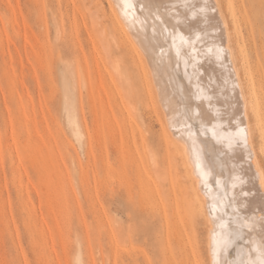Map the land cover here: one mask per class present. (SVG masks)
Instances as JSON below:
<instances>
[{"label": "rangeland", "instance_id": "rangeland-1", "mask_svg": "<svg viewBox=\"0 0 264 264\" xmlns=\"http://www.w3.org/2000/svg\"><path fill=\"white\" fill-rule=\"evenodd\" d=\"M235 1L245 18L232 45L250 96L241 51L264 80V0ZM113 26L107 0H0V264H215L223 240L243 241L225 226L236 217L207 221L180 143L165 140L164 105L149 103L137 58ZM252 122L264 170V121Z\"/></svg>", "mask_w": 264, "mask_h": 264}, {"label": "bare ground", "instance_id": "bare-ground-1", "mask_svg": "<svg viewBox=\"0 0 264 264\" xmlns=\"http://www.w3.org/2000/svg\"><path fill=\"white\" fill-rule=\"evenodd\" d=\"M107 1L115 31L123 35L124 39L121 40H124V44H128L129 50L137 58L141 83L149 103L156 109V104L162 102L163 108L167 112L168 121L167 119L166 121L167 124H170L168 127L172 133L164 130L165 140L168 145L176 141L180 143L179 145L176 142L180 146L181 159L183 155V163L188 169L186 175H189L188 178L193 181L191 183L194 188H191L195 191L201 190V194L206 197L205 203H199V211L204 205L207 206L208 212L205 216L209 224H216L218 220H223L220 221L223 223L224 219L231 215L236 217L232 222H227L226 219L225 226L228 225L227 231L229 230L230 236H232L233 230L239 231L243 241L242 243L237 241L233 243V237L231 240L229 237L224 242L222 235L219 236L224 244L222 246L219 244L221 248H217L215 264H260L261 261H264V170L259 164L253 143V126L255 124L253 125L252 121L254 118L259 122V125L264 121V80L257 73V66L249 62L248 52L243 48L241 51L243 61H245L243 70L244 73H247L249 85H251L250 89L247 88L251 94L247 95L242 68L239 66L232 45L231 30L233 28L236 33H242V21L245 18L242 6L235 0H224V3L221 0ZM240 35L242 36V34ZM114 38L113 43L117 37ZM103 43L105 45L104 41ZM108 49L107 51H109ZM99 56L101 57V54ZM174 56L178 58V61L173 60ZM113 60L115 61V59ZM120 63L121 60L118 67L121 66ZM104 64L106 63L104 62ZM68 68L71 67L68 66ZM100 68H98V72ZM107 70L110 73L109 77L115 78L118 75L114 77V71L111 68ZM114 70L117 72L119 69L114 68ZM108 72H105L106 75ZM120 76L125 77L122 73ZM115 79H111V81ZM178 104L181 105L178 106ZM160 106L162 107V105ZM70 120L74 135L80 139L84 132L83 130L81 132L78 116L74 114ZM259 128L257 127V130ZM263 128L261 130L264 134ZM259 133L261 134V132ZM172 145L171 147H174ZM153 160L155 161V159ZM170 165H173V161ZM157 167L156 169L159 168ZM166 177L165 174V178L162 177L160 180L168 179ZM209 184L210 191L207 187ZM185 190L184 188V192ZM250 190H254L255 195H245L246 191ZM188 192L186 191V193ZM197 195L195 198L198 199V202L202 201L201 198H197ZM184 196L185 194H183ZM141 197L147 198L144 195ZM225 198L227 201H223L225 204H221ZM173 199L176 201V198ZM180 200L182 201V199ZM181 201L179 202L181 203ZM191 205L192 203L189 206V212L193 214L194 207ZM187 210L184 211V214ZM184 214L182 215L184 216ZM178 221L175 222L178 223ZM232 223H236V226H233ZM211 229L210 227L209 232ZM211 234L208 237L216 236L214 235L216 233L212 234L213 237ZM226 236H229L228 232ZM221 240L216 241L222 243ZM210 241L214 242L215 240L211 239ZM117 248L115 249L118 250ZM230 251L233 255L230 254ZM115 257L116 255L113 259L118 262L116 261L118 257Z\"/></svg>", "mask_w": 264, "mask_h": 264}, {"label": "snow or ice", "instance_id": "snow-or-ice-1", "mask_svg": "<svg viewBox=\"0 0 264 264\" xmlns=\"http://www.w3.org/2000/svg\"><path fill=\"white\" fill-rule=\"evenodd\" d=\"M260 264H264V261H261Z\"/></svg>", "mask_w": 264, "mask_h": 264}]
</instances>
